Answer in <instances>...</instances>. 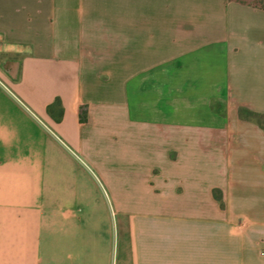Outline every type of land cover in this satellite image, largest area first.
Segmentation results:
<instances>
[{"label":"crops","instance_id":"obj_1","mask_svg":"<svg viewBox=\"0 0 264 264\" xmlns=\"http://www.w3.org/2000/svg\"><path fill=\"white\" fill-rule=\"evenodd\" d=\"M0 51V264H264L263 6L0 0Z\"/></svg>","mask_w":264,"mask_h":264},{"label":"trees","instance_id":"obj_2","mask_svg":"<svg viewBox=\"0 0 264 264\" xmlns=\"http://www.w3.org/2000/svg\"><path fill=\"white\" fill-rule=\"evenodd\" d=\"M264 7V6H263ZM59 100L56 99L54 101V103H52L51 105H49L48 109L51 111V107L55 104H58ZM240 113L242 115H245L246 117L252 118L254 121H256L263 129H264V113H260V112H255V111H251L248 109H244V108H240ZM85 118V113L84 111H82V119ZM219 198L220 194L218 195Z\"/></svg>","mask_w":264,"mask_h":264},{"label":"rangeland","instance_id":"obj_3","mask_svg":"<svg viewBox=\"0 0 264 264\" xmlns=\"http://www.w3.org/2000/svg\"><path fill=\"white\" fill-rule=\"evenodd\" d=\"M244 2H251V3H255L257 5L260 6H264V0H241ZM17 56H15V54H9V53H5L0 51V66L5 68L8 66V64L10 62H13V60H16Z\"/></svg>","mask_w":264,"mask_h":264}]
</instances>
